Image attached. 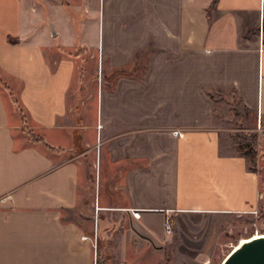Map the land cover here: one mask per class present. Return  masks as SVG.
<instances>
[{
	"label": "crops",
	"instance_id": "crops-1",
	"mask_svg": "<svg viewBox=\"0 0 264 264\" xmlns=\"http://www.w3.org/2000/svg\"><path fill=\"white\" fill-rule=\"evenodd\" d=\"M217 94L264 137V0H0V264H152L167 221L251 215Z\"/></svg>",
	"mask_w": 264,
	"mask_h": 264
},
{
	"label": "rangeland",
	"instance_id": "rangeland-1",
	"mask_svg": "<svg viewBox=\"0 0 264 264\" xmlns=\"http://www.w3.org/2000/svg\"><path fill=\"white\" fill-rule=\"evenodd\" d=\"M101 38L103 41V32H100ZM80 52L81 57L77 58L82 68V84L90 81L97 82L100 86L107 74H111L107 62L100 57L89 56L85 50ZM146 62L147 56L144 55L139 64L143 67ZM118 75L115 73L110 81ZM91 86L89 85L88 89H92ZM215 100L219 111L224 115L221 118L227 124L222 132V152L225 155H240L246 158L249 170L259 175L260 191L264 196V137L260 138L244 131V126L250 123L251 116L248 112H242V108L232 96L217 94ZM79 136H74L78 153L82 144ZM256 211V215L252 213L214 218L181 216L174 219L173 224L171 223L173 242L166 249H157V254L162 257H152V264H222L240 243L258 234L264 236V197Z\"/></svg>",
	"mask_w": 264,
	"mask_h": 264
},
{
	"label": "water",
	"instance_id": "water-1",
	"mask_svg": "<svg viewBox=\"0 0 264 264\" xmlns=\"http://www.w3.org/2000/svg\"><path fill=\"white\" fill-rule=\"evenodd\" d=\"M222 264H264V238L242 244Z\"/></svg>",
	"mask_w": 264,
	"mask_h": 264
},
{
	"label": "trees",
	"instance_id": "trees-1",
	"mask_svg": "<svg viewBox=\"0 0 264 264\" xmlns=\"http://www.w3.org/2000/svg\"><path fill=\"white\" fill-rule=\"evenodd\" d=\"M215 4H216V1H215ZM117 74L119 75H129L130 73L128 71H120L118 72ZM12 98L18 108V111L22 117V123H23V132L30 138V140L35 143V144H44V141L36 136L32 131L29 130L28 126H27V121H26V116L23 112V110L20 108V105L18 103V101L15 99V97L12 95ZM48 149L52 150V151H56V150H53L51 149L50 147L46 146Z\"/></svg>",
	"mask_w": 264,
	"mask_h": 264
},
{
	"label": "built area",
	"instance_id": "built-area-1",
	"mask_svg": "<svg viewBox=\"0 0 264 264\" xmlns=\"http://www.w3.org/2000/svg\"><path fill=\"white\" fill-rule=\"evenodd\" d=\"M175 134L182 136V134H180L179 132H176ZM263 197L264 196L262 194H259V201H261L263 199ZM141 213L142 212L140 210H131V214H132L133 218L138 219V220L141 218L140 217ZM252 213L256 215V214H258V211L254 210ZM166 230L169 234L172 233V228H171V224L169 221H167V223H166Z\"/></svg>",
	"mask_w": 264,
	"mask_h": 264
},
{
	"label": "bare ground",
	"instance_id": "bare-ground-1",
	"mask_svg": "<svg viewBox=\"0 0 264 264\" xmlns=\"http://www.w3.org/2000/svg\"><path fill=\"white\" fill-rule=\"evenodd\" d=\"M259 238H264V236H260V235L258 234V235H256L255 237H253L252 239L245 240V241H243L242 243H240V244H239L234 250L238 249L242 244H244V243H246V242H250V241H252V240H256V239H259ZM234 250H233V251H234ZM233 251H232V252H233ZM232 252H231V253H232ZM231 253H230V254H231ZM230 254H229V255H230ZM229 255H228V256H229ZM228 256H227V257H228ZM227 257H226V258H227ZM223 262H224V261H223Z\"/></svg>",
	"mask_w": 264,
	"mask_h": 264
}]
</instances>
